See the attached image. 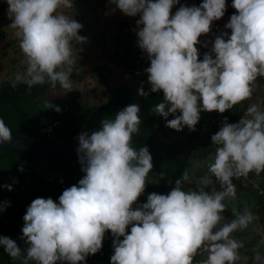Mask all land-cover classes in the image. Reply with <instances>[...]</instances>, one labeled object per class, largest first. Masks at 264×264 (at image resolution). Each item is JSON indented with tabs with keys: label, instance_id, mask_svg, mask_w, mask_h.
Segmentation results:
<instances>
[{
	"label": "clouds",
	"instance_id": "clouds-1",
	"mask_svg": "<svg viewBox=\"0 0 264 264\" xmlns=\"http://www.w3.org/2000/svg\"><path fill=\"white\" fill-rule=\"evenodd\" d=\"M115 4L106 15L119 9L137 20V43L150 61L145 69L150 91L163 92V101L151 111L176 131H195L202 112L220 114L250 100L256 81L264 77V0H232L236 10L215 36L210 51L202 35L212 31L214 21L227 10L226 0H202L199 6L181 0H108ZM10 27L15 30L26 66L10 81L28 90L51 83L66 92L75 64L72 42L87 37L83 25L62 9L73 8V0H6ZM179 5L173 13L174 6ZM140 96L149 93L141 88ZM58 105L45 101L40 110ZM179 113V114H177ZM173 115V119H168ZM140 107L132 103L100 121L97 130L81 132L76 148L83 177L58 198H35L23 217L22 249L16 240L0 235V246L19 264H86L89 255L103 247L110 231L114 249L111 264H249L240 250L244 242L234 233L243 232L256 220L245 207L223 215L225 201L237 197L236 180L264 173V110L253 104L236 123L224 117L211 136L214 156L207 173L193 183L189 170L175 180L167 194L152 192L139 204L154 167L147 146H133L140 134ZM12 131L0 118V146L12 141ZM19 171H24L23 164ZM167 172L159 176L163 179ZM214 177V179H213ZM18 182V181H14ZM217 185L219 187H217ZM9 191L11 185H2ZM10 202H0V212ZM134 205H138L133 207ZM130 226V231H128ZM123 237V239H121ZM251 264H264V253L254 250Z\"/></svg>",
	"mask_w": 264,
	"mask_h": 264
},
{
	"label": "trees",
	"instance_id": "trees-1",
	"mask_svg": "<svg viewBox=\"0 0 264 264\" xmlns=\"http://www.w3.org/2000/svg\"><path fill=\"white\" fill-rule=\"evenodd\" d=\"M82 2H85V0H82ZM200 3H202V0H181V4H186L187 6H199ZM6 9H8L6 0H0V14ZM235 11L233 7L226 10L230 16ZM80 35L85 36V33L82 32ZM0 38H6L2 30H0ZM88 39L90 38L87 37L86 41ZM200 39L202 41V36ZM197 47L200 51V59H202L203 54L208 52V50L202 44L197 45ZM102 48L106 51L105 55L112 65L121 66L122 72L131 78L140 77V83L145 85L143 88L149 93L147 96L141 97V129L140 134L133 137V146L137 149L147 146L153 157L152 162L154 167L152 172L149 173L146 190L139 197L138 205L147 202V196L152 192L159 194L170 192L175 186V180L186 169L190 173H194L192 176L193 183L186 187L196 188L198 179L206 174L210 175L207 173V166L205 168H192L190 158L183 154V150L179 145L158 137L160 135L166 138L171 131H176L166 126V121L163 117L151 111L156 104L163 101V92L162 90L156 93L150 91L147 82L148 74L146 72L142 75H136L131 70V68L141 62L148 63L147 67L150 66V61L137 43L136 28L113 32V36L110 39L108 38L107 42H104ZM109 73L101 74V83L105 91L103 103L115 104L121 108L136 103L137 96L139 95L138 84L129 82L127 84L110 86L107 82ZM11 80L12 78L0 81V118L4 119L12 133L30 140H41L50 144H62L69 139H73L81 131L87 115L97 106V104H89L86 101H78L74 98L70 100L48 98L46 93L50 89L51 83L37 85L28 90L27 86L23 84H19L13 88L10 84ZM256 85L257 87L254 91L256 95L254 97L259 98L260 108L264 110V77L258 78ZM45 101L58 105L61 111L56 112L54 109L40 110ZM254 103H257V99L254 100ZM250 106L244 101L234 106L233 109L221 114L219 118L220 127L224 117L228 118L229 123L238 122ZM216 114V111L201 113V119L197 126L201 125L204 128L207 134V143L201 142L194 149L193 155L197 158H204L206 155L209 158L214 156L216 146L211 144V136L219 129H214L209 119ZM114 118L115 113L113 111H101L97 129L100 127V121ZM173 118V115L168 117V119ZM44 158L46 164L43 166L42 171L38 172L34 167L35 159L32 161L29 155L0 147V186H12L11 191L5 187H0V202H10L9 206H6L0 212V235L16 240L22 249L27 247L24 241L20 239L24 224L23 217L31 202L38 197H51L58 203V198L62 192L73 184H77L84 175L78 162L76 149L68 153ZM21 164L24 166V171H19ZM162 171L167 172V175L163 179L159 176ZM246 180V186H238V206L236 210L242 211L248 204L250 210L256 216V220L252 224H255L260 232L264 233V173H261L260 176L250 174ZM138 205H134L133 207ZM223 215L227 220L233 218V210L229 205L228 210ZM128 231H130V226ZM248 233L250 232L246 229L243 232L234 233V236L244 242V251L248 252V254H253L259 236L257 235L256 239L246 244L244 237ZM112 241L113 237L109 231L105 235L102 249L94 255H89L86 259V264H111L110 257L114 252ZM261 247L264 251V240ZM205 256L206 254L198 255L195 258L197 264ZM0 264H19V262H14L4 252L3 247L0 246Z\"/></svg>",
	"mask_w": 264,
	"mask_h": 264
},
{
	"label": "rangeland",
	"instance_id": "rangeland-1",
	"mask_svg": "<svg viewBox=\"0 0 264 264\" xmlns=\"http://www.w3.org/2000/svg\"><path fill=\"white\" fill-rule=\"evenodd\" d=\"M226 2L228 5L227 9H230L232 7V0H226ZM73 5V8L62 9V11L81 23L83 27L79 34L84 32L85 36L90 39L81 45L76 41L72 42L73 54L76 61L72 66V74L70 76L73 89L65 93L66 90L60 88L59 85L53 86L51 84L46 96L48 98H58L61 100H70L74 98L78 101H86L89 104H102L105 99V91L101 83V74L107 72H110L107 78V82L110 86L132 82L137 83L139 89L141 86L144 87L145 85L140 83V77L131 78L122 72L121 66L112 65L105 55L106 51L102 48V45L104 42H107L108 35L111 32L115 33L117 30L125 31L137 28V20L139 17L126 16L119 9L113 14L106 15V12H108L110 8L116 7L115 4H109L108 0H85V2H82V0H73ZM178 7L179 5L174 6L172 9L173 13ZM229 19L230 15L225 12V15L220 20L214 21L212 24L211 33L214 34L213 37L210 36V33L202 35V41L208 42V47L206 48L208 51H210L212 47L211 42L214 41L216 35L224 31L230 34L231 30L225 28V24ZM10 23L6 9L0 14V30L3 31L6 37L5 39L0 38V81L11 79L17 73H23L26 67L22 63L24 57L19 47V39L15 36V30L9 26ZM148 85L150 88L149 83ZM254 95H256V92H254L250 100H246L245 102L249 105L257 104L260 106L258 102L259 98L254 97ZM255 99H257V103H254ZM158 137L179 145L183 150V154L190 158L192 168H205V166H207V162L210 159L207 155L204 158H197L193 155L194 149L197 148L201 142L207 143V134L201 125L196 127L195 132L185 128L180 132L171 131L166 138L160 135H158ZM45 164L46 160L43 156H37L34 160V167L38 172L42 171ZM234 183H236L238 190V186L247 185V180H236ZM217 187L219 186L217 185ZM225 203H227L233 211H237V197L235 200H226ZM246 207L250 209L248 204ZM247 230L250 233L244 237L246 244L256 239L258 235L259 239L256 241L257 243L254 250H259L263 253L264 251L261 246L263 245L264 233H261L255 224H250ZM240 252L242 256L249 257V264H251V257L253 254H248L243 248Z\"/></svg>",
	"mask_w": 264,
	"mask_h": 264
},
{
	"label": "water",
	"instance_id": "water-1",
	"mask_svg": "<svg viewBox=\"0 0 264 264\" xmlns=\"http://www.w3.org/2000/svg\"><path fill=\"white\" fill-rule=\"evenodd\" d=\"M141 97L142 96L138 95L136 100V103L140 108ZM122 109L123 108L119 107L118 105L111 103H102L95 106L87 115L81 128V131L78 133V135L81 132L91 133V131L97 130L99 115L101 111L111 110L116 114ZM78 135L73 139H69L62 144H50L41 140H30L28 138L12 133V141L10 143H4L0 147L7 148L13 152L27 154L31 157L33 161L37 156L48 157L73 151L78 146Z\"/></svg>",
	"mask_w": 264,
	"mask_h": 264
},
{
	"label": "built area",
	"instance_id": "built-area-1",
	"mask_svg": "<svg viewBox=\"0 0 264 264\" xmlns=\"http://www.w3.org/2000/svg\"><path fill=\"white\" fill-rule=\"evenodd\" d=\"M213 33H210V36L213 37ZM113 36V32H111L109 35H108V38L110 39L111 37ZM149 64L148 63H145V62H141L139 64H136L133 68H131V70L137 74V75H142L145 73V69L147 68ZM220 113L217 112V114L215 116H212L210 119H209V122L210 124L214 127V129H219L220 128ZM259 192H261V190H259Z\"/></svg>",
	"mask_w": 264,
	"mask_h": 264
}]
</instances>
